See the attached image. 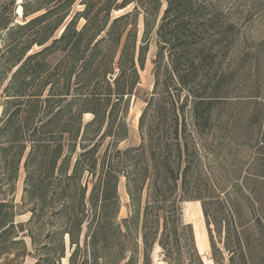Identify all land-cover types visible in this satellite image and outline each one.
<instances>
[{
    "label": "trees",
    "instance_id": "16d2710c",
    "mask_svg": "<svg viewBox=\"0 0 264 264\" xmlns=\"http://www.w3.org/2000/svg\"><path fill=\"white\" fill-rule=\"evenodd\" d=\"M3 1L4 5H0V35L5 33L14 36L13 41L16 43L26 42L12 60L11 68L0 70V191L3 194L12 192L22 163L25 175L21 207L28 204L26 211L31 213L26 222L27 233L34 245L36 236L42 239L38 240L41 243L37 249L38 257L31 264H59L57 252L58 256L65 257L64 235L69 245H74L68 255L69 264H100V260L102 264H136L138 236L134 230L139 228V225L135 227L137 221L140 222L143 243L142 264H150L149 252L154 242L157 240L165 249L169 243L168 236H175L180 227L177 202L185 197L192 198L188 193V174L197 157L194 136L200 137L211 128L214 95L192 94L188 117L184 111L187 100L177 108L176 99L172 98L169 109L164 110L166 115H160L150 125L145 124L150 101L146 104L139 116L140 143L128 146L121 152V170L131 215L122 218L123 231L119 222L113 226L107 221L111 220V215L107 213L108 206L118 204L119 175L110 163L104 166L102 161L100 172L87 196L91 210V218L87 223L89 236L81 244L82 223L89 216L85 211L87 187L81 186L79 179L84 172L90 176L96 174L93 164L97 159L94 157L97 142L87 149L83 142H79L83 150L72 164L71 156L78 139L88 140L86 132L91 124L96 125L94 138L111 136L112 139L122 140L127 137L124 120H116V115L120 104L127 110L129 97L139 75L135 60L137 19L131 22L132 29L125 35L126 19L132 13L138 14L143 3L141 0H104L97 6L100 0H81L84 8L62 26L57 37L52 38L67 15H58L52 23L44 21L74 0H49L55 1L54 5L46 7L37 15L33 14L43 8L38 1L31 6L29 0H21L20 16L23 21L15 23L11 15L16 11L17 3H14L15 0ZM149 2L150 6L142 9V43L137 57L140 67H143V43L148 42L152 32L165 39V44L160 47L162 49L169 44V37L176 33L196 42L202 36L213 34L212 30L216 31L213 28L216 15L205 11V0H165L166 6L156 27L162 1ZM131 3H135L132 10L110 18L109 12L113 5L120 10ZM7 4L11 6L10 9ZM99 11H104L101 19L97 16ZM77 17L85 19L80 29L75 27ZM33 30L30 35L29 31ZM86 33L88 36H85L84 48L80 49V41ZM102 40L109 41L115 47L108 52L106 67L98 77V69L91 66L94 65ZM58 43H63L62 50L66 49L67 69H60L62 60L53 67L46 61V57L58 49ZM172 44L167 48L169 53L174 47ZM33 45L40 49L28 53ZM10 49L8 44L0 47V56ZM160 54L157 52V55ZM77 61L81 65L79 69H74ZM115 68L116 75L111 80L109 75ZM171 69H177V63L172 60ZM175 76L184 83V75L177 73ZM85 113H90L92 118L83 123L82 115ZM81 162L84 165H80ZM61 199V207L52 213L54 217H62L60 227L52 226L56 218L47 221L51 229L42 234L40 231L36 233L42 226L39 224L38 228L34 227L40 223L41 213ZM14 207L11 198L0 196V252L8 247V242L22 243L19 255H23L26 247L24 239L18 237ZM141 211V221H136ZM161 217L163 228L158 236ZM12 233L14 236L9 237ZM59 233L62 236L55 244L54 237ZM173 241L176 243L175 237ZM81 249L82 258L78 261L77 253Z\"/></svg>",
    "mask_w": 264,
    "mask_h": 264
},
{
    "label": "rangeland",
    "instance_id": "374dc122",
    "mask_svg": "<svg viewBox=\"0 0 264 264\" xmlns=\"http://www.w3.org/2000/svg\"><path fill=\"white\" fill-rule=\"evenodd\" d=\"M20 1L15 0L14 2L17 3V7L11 15L13 23L23 21L20 16ZM36 1L43 8L33 15L39 14L46 7H50L54 5L55 1L60 0L54 2L29 0V3L34 6ZM103 1L100 0L96 5H101ZM161 1L162 5L155 27L160 22L163 9L166 6L165 0ZM141 2L143 4L138 9V14L132 13L127 17L125 31L126 35V32L132 29L131 22L137 19L135 60L139 78L129 97L127 110L125 111V108L123 109L120 104L116 115V120H124L127 137L122 140L112 139L111 136L94 138L96 125L91 124L86 132L88 140L78 139L76 149L71 156L72 164L77 154L83 150L79 142H83L86 146L85 149L97 142L94 152V157L97 159L93 164L96 174L90 176L84 172L79 179L81 186L86 185L87 187L85 211L89 216L82 223L80 242L83 244L85 238L88 239L89 236L87 223L91 218V210L87 196L92 184L97 179L102 161L104 166L110 163L119 175L118 204L108 206L107 213L109 216L111 215V220L107 221L111 222L113 226L119 222L120 228L122 231L124 230L121 220L130 217L131 208L125 188V178L121 170V152L128 146L140 143L139 116L146 104L150 101V107L145 116V124L150 125V123L156 122L160 115H166L164 110L169 109L172 98L176 99L177 108L180 103L187 100L184 111L188 117L192 94L200 96L213 94L215 102L212 105L211 128L200 137L194 136L197 157L188 174V193L192 195V198L185 197L177 202V220L180 227L175 236L172 234L168 236L169 243L166 244L165 249L159 245L157 240L154 242L149 252L150 264H207V260L212 264H264V0H205V11L208 10V13L216 15L215 27H213L216 31L212 30L213 34L202 36L200 40H195L196 42L185 39L184 35L178 36L179 34L176 33L169 37L168 34L169 44L162 49L160 47L165 44V39L152 32L148 42L143 43L145 45L143 67L139 66L137 59L142 43V9L149 7L151 3L149 0H141ZM0 5H4L3 0H0ZM134 5L135 3H131L120 10L113 5L109 16L113 18L130 11ZM7 6L9 9L11 8L8 4ZM83 8L81 0H74L68 7H63L51 14L44 23H52L58 15H67L63 23L53 33L52 38L57 37L62 26ZM103 15L104 11H99L98 19H101ZM84 22L83 17L75 18L76 29H80ZM33 32L34 30L29 31L30 35ZM85 36L88 34H84L81 39L80 49L84 48ZM13 38L14 36H7L5 33L0 35V47L8 44L11 48L0 56V70L10 69L12 60L16 58L21 46L25 45L26 41L16 43ZM184 40L185 42H183ZM128 41H131L130 36ZM179 42L180 44H176ZM170 43H173L174 47L169 53L167 48ZM62 46L63 43H58V49L49 54L46 61L53 67L62 60L60 69H67L69 65H65L67 61L66 49L62 50ZM113 47L115 46L107 40H102L99 43L96 60L91 66V68L98 69V77L101 76L100 71L105 69L106 56ZM38 49H40L39 46L33 45L28 53ZM157 52H161V54L157 55ZM171 60L177 63V69H171ZM80 65L81 62L77 61L74 69H79ZM116 69L112 75H109L111 80L116 75ZM171 70H174L172 74ZM177 73L184 75V83L177 80L175 76ZM155 83L157 85L154 89ZM161 106H163L162 109ZM1 107L0 100V112ZM177 111L181 112L179 109ZM91 118L90 113L82 115L83 123ZM144 134L146 135V130ZM80 165L84 164L81 162ZM24 175L21 163L14 189L12 192L7 191L6 194L0 191V196L13 200L15 205L14 223L18 237L24 239L26 250L23 255H19L22 243L8 242V247L0 252L1 264L4 262L6 264L8 261L7 264H31L38 257L37 249L41 244L38 242L40 238L37 239L36 236L34 245L26 229V222L31 214L30 211H26L29 205L21 207ZM75 182H78V179H75ZM61 205L62 199L55 201L52 208L45 209L41 213L40 223L34 227L38 228L39 224L42 226L41 229L36 230V233L40 231L42 234L51 229L47 221L56 218L57 220H54L52 226L60 227L63 221L62 217L59 215L54 217L52 213L57 211ZM162 207L165 208L164 204ZM200 211L206 230L202 250H198L194 228V221L199 217ZM141 216L142 211L136 221H141ZM137 225L139 228L137 231L134 230L138 236V261L136 264H142L143 243L140 222L137 221L135 227ZM162 228L163 218L161 217L158 236L161 235ZM10 236L13 237L14 234L12 233ZM60 236H62L60 233L55 235L53 241L55 244ZM173 237L176 238V243L173 241ZM64 243L65 257L58 256V252L56 254L59 264H69L68 255L74 248V245H69L65 235ZM101 246L102 244L99 242V247ZM55 247L58 251V245ZM82 252V249L78 251L76 260L79 261L82 258ZM129 254L130 252L127 255ZM99 263L102 264V261L100 260Z\"/></svg>",
    "mask_w": 264,
    "mask_h": 264
},
{
    "label": "bare ground",
    "instance_id": "6f19581e",
    "mask_svg": "<svg viewBox=\"0 0 264 264\" xmlns=\"http://www.w3.org/2000/svg\"><path fill=\"white\" fill-rule=\"evenodd\" d=\"M194 228L196 232V240L198 242V250H202L204 248V238H205V226L203 221L202 212H199V217L194 221ZM207 264H212L210 261H206Z\"/></svg>",
    "mask_w": 264,
    "mask_h": 264
}]
</instances>
